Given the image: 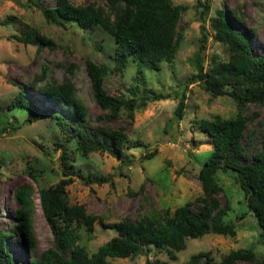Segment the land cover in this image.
I'll return each mask as SVG.
<instances>
[{
    "label": "rangeland",
    "instance_id": "obj_1",
    "mask_svg": "<svg viewBox=\"0 0 264 264\" xmlns=\"http://www.w3.org/2000/svg\"><path fill=\"white\" fill-rule=\"evenodd\" d=\"M74 5L92 3L101 6L102 0H69ZM197 0H171L185 6L176 28L182 29V38L170 63L159 62L151 67L128 57L121 63L112 58L111 36L97 26L81 30L74 24L56 26L45 22L39 10L29 0H0V231L8 232L6 245L13 256L21 261L37 257L52 245V235L42 216L37 190L53 185L60 177L55 142H65L75 171L84 174L108 176L109 182L83 184L74 179L67 187L69 203L82 205L88 213L99 216L104 222L127 218L137 220L141 215L169 212L192 200L201 193L196 178L198 168L211 150L210 138L198 128L202 119L213 116L228 118L235 113V102L227 95L209 97L192 79L195 71L191 58L199 45L202 67L226 61L227 47L219 42L208 25V18L217 8L233 10L252 38V51L264 56V0H199L208 6L202 13ZM45 7L54 0H37ZM33 35L41 40L34 45L17 41L13 36ZM203 36V40L201 39ZM48 40L50 44L43 43ZM102 62L107 67L105 87L108 94L118 97V109H102L94 100L89 78L85 72V60ZM41 65L47 68L41 76ZM70 81L74 93L84 108L83 116L62 102L49 100L40 93L39 86L46 82ZM22 90L39 110L57 112L66 121L62 131L55 120L47 115L28 121L27 109L7 108L9 101ZM169 94L168 98L147 100L127 115L125 105L141 92ZM183 98L180 115L174 109ZM242 114L248 117L242 138L244 153L241 162L260 147L264 139V105L246 103ZM99 116H112L110 119ZM99 117V118H98ZM81 127L91 142L111 144L104 131H121L131 144L122 147L117 157L106 152L92 151L85 156L76 148L74 127ZM154 150L150 158L144 154ZM214 178L222 187L218 198L228 202L229 210L224 221H240L233 236L206 233L188 238L185 248L169 259L164 249L151 248L144 254L127 258H108L112 264H146L167 261L182 264L189 255L208 251L213 260L237 248H249L257 259L264 258V236H259L251 216L246 212L245 198L234 173L218 170ZM18 186H25L32 202L31 226L33 246L28 249L15 225L14 213L20 203L15 196ZM196 212V207H192ZM76 242L87 253L109 239L113 229L94 223L92 236L84 227L77 231ZM236 264H251L237 262Z\"/></svg>",
    "mask_w": 264,
    "mask_h": 264
},
{
    "label": "trees",
    "instance_id": "obj_2",
    "mask_svg": "<svg viewBox=\"0 0 264 264\" xmlns=\"http://www.w3.org/2000/svg\"><path fill=\"white\" fill-rule=\"evenodd\" d=\"M40 12L45 22L56 26L74 24L81 30L97 26L111 36L113 42L112 58L121 63L128 57L140 64L153 66L159 62L170 63L177 51L182 29L176 28L185 6L173 4L171 0H102L101 6L92 3L74 5L69 0H54L50 7L40 5L37 0H29ZM202 13L208 9L203 1H196ZM215 38L224 44L229 55L224 62L211 64L206 70L202 67L199 45L191 58L194 68L192 79L209 95L217 97L229 96L235 102V113L228 118L213 116L202 119L198 128L207 133L211 142L208 157L198 168L196 178L201 193L192 200L179 205L171 212L164 209L161 213L141 215L137 220L120 218L116 221L104 222L99 216L88 213L82 205L69 203L66 187L77 179L83 184L109 182L108 176L84 174L73 168L71 154L65 144L69 136L62 142H55L60 150L58 163L61 177L51 186L37 190L38 202L42 216L52 235V245L37 256L27 261L16 259L6 245L9 233L0 231V264H112L108 258H127L144 254L151 248L164 249L169 259H175V252L185 248L188 238L200 237L206 233L233 236L237 220L226 222L224 216L229 210L227 201L222 204L218 198L222 187L216 182L214 175L218 170L231 171L245 198L246 212L251 216L259 236H264V139L260 140L259 149L250 154L246 162L239 159L243 155L242 141L248 117L242 114L246 103L264 105V56L255 55L252 51V38L248 31L239 27L242 20L233 10L226 12L217 8L215 15L207 19ZM17 41L34 45L37 49L41 40L37 36H16ZM203 40V36L201 35ZM43 43L50 44L48 40ZM85 72L89 78L94 100L102 108L118 109V97L108 94L105 87L106 65L102 62L85 60ZM41 76L47 68L41 65ZM43 97L62 102L77 115L83 116L84 108L74 93L70 81L46 82L39 86ZM169 94L159 92H141L139 102L135 98L125 105L127 115L132 116L134 108H139L147 100L168 98ZM183 98H179L174 109L180 115ZM21 107L27 109V120L33 121L42 116L53 118L63 131L66 121L57 112H46L37 109L20 90L7 104V108ZM110 119L112 116H99ZM98 117V118H99ZM111 144L91 142L88 134L81 127H74L76 148L82 156L88 152H106L117 157L122 147L131 144L126 136L118 130L104 131ZM154 150L144 154L150 158ZM29 190L18 186L15 196L20 205L14 213L15 225L21 233L25 246L30 249L34 243L31 226V208ZM196 207V212L192 207ZM94 223L101 227L113 229L115 235L99 244L93 252L87 253L76 239L80 226L84 227L88 237L92 236ZM249 262L264 264V258L257 259L249 248H237L223 254L218 261L213 260L208 251H199L188 256L182 264H236ZM146 264H169L157 259L152 262L145 259Z\"/></svg>",
    "mask_w": 264,
    "mask_h": 264
}]
</instances>
